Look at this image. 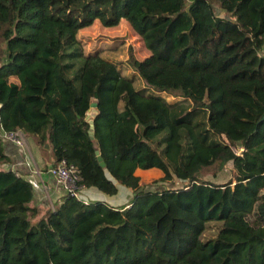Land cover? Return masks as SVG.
Segmentation results:
<instances>
[{
    "label": "trees",
    "instance_id": "16d2710c",
    "mask_svg": "<svg viewBox=\"0 0 264 264\" xmlns=\"http://www.w3.org/2000/svg\"><path fill=\"white\" fill-rule=\"evenodd\" d=\"M122 19L151 51L130 77L79 39ZM0 122L49 143L84 187L133 193L35 205L0 130V264H264V0H0ZM152 168L181 186L147 188L136 170Z\"/></svg>",
    "mask_w": 264,
    "mask_h": 264
},
{
    "label": "rangeland",
    "instance_id": "374dc122",
    "mask_svg": "<svg viewBox=\"0 0 264 264\" xmlns=\"http://www.w3.org/2000/svg\"><path fill=\"white\" fill-rule=\"evenodd\" d=\"M79 39L81 44L86 52L93 51H103L105 55L111 56L114 59H118L119 61H123L124 64V75L130 77L136 73V66L133 61H130L132 57L143 60L147 56L151 54V51L147 49L142 37L134 31L128 20L122 19L121 22L117 26L113 27H105L99 20H96L93 25L82 29L79 33ZM77 70H73L71 75H74ZM136 86H147L144 80L137 78ZM94 110V108H90L88 111L87 118L91 117L90 113ZM95 115V113H91ZM25 132V131H24ZM26 133V132H25ZM30 136L29 133H26ZM30 138V137H29ZM52 150H50V157L52 156ZM59 164V161L56 163ZM55 165V164H54ZM231 164L227 166V169L222 171L219 176L212 177L207 176L208 179H211L215 182H226L230 179L231 173L230 168ZM136 174L141 177V182L147 188L158 189V188H174L180 187L181 183H170V182H158V180L164 175L163 172L155 168L153 169H138L136 170ZM157 182V183H156ZM121 188L117 194V200L122 199L127 193V189L124 186L120 185ZM158 187V188H157ZM67 195L66 191L64 194L57 199V197H53L52 202L53 205H50L48 201V207L58 206L60 202L63 201L64 196ZM86 196V194L84 193ZM116 195V194H115ZM113 196V195H110ZM133 197V196H132ZM91 198V197H90ZM132 199V198H131ZM130 202V201H129ZM121 207L124 206L123 202L120 203ZM119 207V206H117ZM156 231L160 234L161 243L169 241L168 228L165 224V210L164 208H159L156 211Z\"/></svg>",
    "mask_w": 264,
    "mask_h": 264
},
{
    "label": "crops",
    "instance_id": "0c3cea01",
    "mask_svg": "<svg viewBox=\"0 0 264 264\" xmlns=\"http://www.w3.org/2000/svg\"><path fill=\"white\" fill-rule=\"evenodd\" d=\"M97 111L98 108L94 109L92 113H96ZM90 116L93 117L92 114ZM25 135L26 143L24 147L19 146L11 140L3 138L5 152L12 160L10 164L3 167L5 169L14 170L18 175L23 176L32 182L34 187L33 204L38 206H47L49 201L50 205H53V197H57V199H59L65 192L63 187H61L57 180L48 172L49 168L56 163V159L53 152L52 156H49L51 150L50 147H44L42 149L34 141V138L31 135L28 136L26 133ZM155 169L157 170L158 168ZM159 170L160 169H158V171ZM118 188L120 190L121 186L119 185ZM84 193L92 201H104L111 205L120 207L121 202H123V205H127L133 196L132 191L129 189H127V193L120 200H117L118 193L110 196L95 187H86Z\"/></svg>",
    "mask_w": 264,
    "mask_h": 264
},
{
    "label": "built area",
    "instance_id": "2783aa9c",
    "mask_svg": "<svg viewBox=\"0 0 264 264\" xmlns=\"http://www.w3.org/2000/svg\"><path fill=\"white\" fill-rule=\"evenodd\" d=\"M0 130L2 137L8 139L24 147L26 143V135L23 130L19 129L16 131H6L1 122ZM49 174L54 177L61 187L66 191V193L89 203V197L84 195V190L86 187L80 184L81 176L78 168L69 163L67 160L63 159L59 161V164L52 165L49 170Z\"/></svg>",
    "mask_w": 264,
    "mask_h": 264
},
{
    "label": "water",
    "instance_id": "95a60500",
    "mask_svg": "<svg viewBox=\"0 0 264 264\" xmlns=\"http://www.w3.org/2000/svg\"><path fill=\"white\" fill-rule=\"evenodd\" d=\"M98 106H99V103H98V100L96 99V100H93V101L91 102L90 108H95V109H97ZM97 114H98V111L95 113V115H93V117H90V118L88 117V120H89V122L91 123L92 127L94 126V118H95V116H96ZM91 134H92V136L94 135L92 130H91ZM45 147H46V148H49V147H50V144L47 143V144L45 145ZM97 155H98V159H99V161H100V164H101L103 167H106V162L104 161V159H103L102 155L100 154V151H99V150H97Z\"/></svg>",
    "mask_w": 264,
    "mask_h": 264
},
{
    "label": "bare ground",
    "instance_id": "6f19581e",
    "mask_svg": "<svg viewBox=\"0 0 264 264\" xmlns=\"http://www.w3.org/2000/svg\"><path fill=\"white\" fill-rule=\"evenodd\" d=\"M95 109V108H94ZM92 113V112H91ZM91 113H90V115H91Z\"/></svg>",
    "mask_w": 264,
    "mask_h": 264
}]
</instances>
